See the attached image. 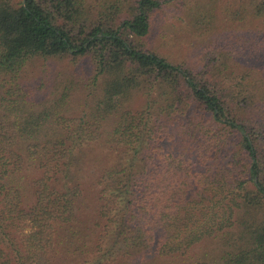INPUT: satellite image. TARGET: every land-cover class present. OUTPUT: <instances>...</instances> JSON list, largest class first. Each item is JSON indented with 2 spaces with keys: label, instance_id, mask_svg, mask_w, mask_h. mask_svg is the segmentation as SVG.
Instances as JSON below:
<instances>
[{
  "label": "trees",
  "instance_id": "16d2710c",
  "mask_svg": "<svg viewBox=\"0 0 264 264\" xmlns=\"http://www.w3.org/2000/svg\"><path fill=\"white\" fill-rule=\"evenodd\" d=\"M171 1L0 0V264H264V62L242 35L202 71L151 51ZM183 3L196 36L264 23V0Z\"/></svg>",
  "mask_w": 264,
  "mask_h": 264
},
{
  "label": "rangeland",
  "instance_id": "374dc122",
  "mask_svg": "<svg viewBox=\"0 0 264 264\" xmlns=\"http://www.w3.org/2000/svg\"><path fill=\"white\" fill-rule=\"evenodd\" d=\"M14 3L21 2L22 0H12ZM183 0H175L163 4L161 10L156 13L154 18L155 24L149 35V49L154 52H160L162 55L167 56L173 62L181 64L185 67L190 66L195 71H202L203 65L201 56L218 46H230V42L239 40L240 36H245V50L240 55H237V64L247 65L250 61L259 65L264 62V51L254 49L253 45L249 42L257 36L264 37V23L260 22L258 29L261 30V35L255 31V21L247 22H231L224 19L220 10H217L216 20L217 28L210 31L208 34L196 36L193 26L189 21ZM257 38V37H256ZM248 44V45H246ZM241 50V48H240ZM203 57V56H202ZM88 60L83 59L79 63L82 72L87 67ZM240 64V65H241ZM240 66H237V69ZM56 70L52 64L38 63L33 67H29L24 72L25 79H31L32 83L45 90L47 83L51 82ZM29 227H25L27 232Z\"/></svg>",
  "mask_w": 264,
  "mask_h": 264
}]
</instances>
